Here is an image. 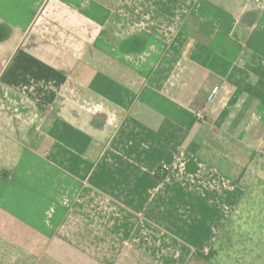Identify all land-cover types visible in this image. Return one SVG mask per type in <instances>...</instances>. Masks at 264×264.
<instances>
[{"label":"crops","instance_id":"0c3cea01","mask_svg":"<svg viewBox=\"0 0 264 264\" xmlns=\"http://www.w3.org/2000/svg\"><path fill=\"white\" fill-rule=\"evenodd\" d=\"M0 0V264H264V0Z\"/></svg>","mask_w":264,"mask_h":264},{"label":"built area","instance_id":"2783aa9c","mask_svg":"<svg viewBox=\"0 0 264 264\" xmlns=\"http://www.w3.org/2000/svg\"><path fill=\"white\" fill-rule=\"evenodd\" d=\"M256 2H258V3H259V1H258V0H256Z\"/></svg>","mask_w":264,"mask_h":264}]
</instances>
